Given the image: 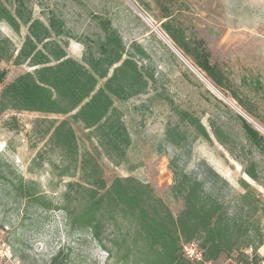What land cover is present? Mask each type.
Returning a JSON list of instances; mask_svg holds the SVG:
<instances>
[{
    "label": "rangeland",
    "instance_id": "374dc122",
    "mask_svg": "<svg viewBox=\"0 0 264 264\" xmlns=\"http://www.w3.org/2000/svg\"><path fill=\"white\" fill-rule=\"evenodd\" d=\"M0 1L20 24L16 32L0 20V40L9 41L0 52V94L34 69L28 61L13 62L28 35L17 13L46 26L58 20L63 33L51 31L52 39L77 62L97 57L106 29L115 31L124 47L122 60L130 58L146 80L143 93L112 98L130 138L119 164L108 160L73 113L0 112V248L8 247L22 264H48L60 249L68 253V264H134L140 258L129 221L118 218V226L108 221L97 237L74 227L84 195L68 183L84 176L55 137L66 121L63 131L73 130L78 158L92 154L107 186L116 178L147 184L175 217L184 208L173 191L175 177L188 175L242 231L248 229L228 256L194 264L261 258L264 0ZM203 62L214 69L219 85L199 67Z\"/></svg>",
    "mask_w": 264,
    "mask_h": 264
},
{
    "label": "trees",
    "instance_id": "16d2710c",
    "mask_svg": "<svg viewBox=\"0 0 264 264\" xmlns=\"http://www.w3.org/2000/svg\"><path fill=\"white\" fill-rule=\"evenodd\" d=\"M17 16L28 25V35L13 62L28 61L34 69L3 89L0 112L16 110L62 116L73 113L72 119L96 138L108 160L119 164L124 160L130 138L112 98L128 99L143 93L146 80L130 58L122 60L124 47L116 32L106 29L107 38L99 45V55H88L77 62L66 57L52 39L51 31L56 36L63 33L58 20L50 19L46 26L29 16L20 13ZM0 20L19 31V22L1 1ZM8 48L9 41L0 40V52ZM198 64L219 85L213 77L214 69L204 62ZM3 76L0 72V84ZM100 80L104 83L98 87ZM65 126L66 121L58 125L55 137L69 150L73 165L82 169L84 176L80 183H68V187H76L84 195L81 209L74 213V227L87 228L97 237L106 222L118 226L120 219L129 221L134 227V244L140 252L134 264H194L183 253L184 245L194 241H199L201 261L211 263L220 255L228 256L237 250L242 241L239 238L247 237L248 229L242 231L243 225L229 217L217 200L204 194L201 183L188 175L175 177L174 194L184 203L175 217L147 184L133 178H116L107 186L92 154L86 152L78 158L74 132L71 128L63 131ZM68 261V253L60 249L48 264H68Z\"/></svg>",
    "mask_w": 264,
    "mask_h": 264
},
{
    "label": "built area",
    "instance_id": "2783aa9c",
    "mask_svg": "<svg viewBox=\"0 0 264 264\" xmlns=\"http://www.w3.org/2000/svg\"><path fill=\"white\" fill-rule=\"evenodd\" d=\"M183 253L185 257L190 261H201L202 252L198 246L191 242L183 247ZM0 264H22L18 259H16L11 250L8 247L0 248ZM248 264H264V253L261 258L257 261L250 260Z\"/></svg>",
    "mask_w": 264,
    "mask_h": 264
}]
</instances>
